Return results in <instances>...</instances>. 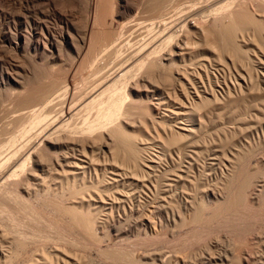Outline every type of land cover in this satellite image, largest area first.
I'll list each match as a JSON object with an SVG mask.
<instances>
[{"label": "rangeland", "instance_id": "obj_1", "mask_svg": "<svg viewBox=\"0 0 264 264\" xmlns=\"http://www.w3.org/2000/svg\"><path fill=\"white\" fill-rule=\"evenodd\" d=\"M96 1L97 0H0V80L3 79V82H1L0 84V150H3L2 152H4L7 148V144H5V142L7 143L8 140H10L12 137H15V136L19 139H22L20 138V136H23L24 129L26 127L27 128L29 127V124H28L29 121H27L26 119L24 120V118L19 115L21 113L20 107L25 106L26 103H28L34 97L38 89L42 87L50 86L54 82L57 83L59 80L60 82L65 81V82H68L73 92L74 91L78 92V93L76 92L77 94L76 93L74 94V98L78 99V97L80 98L84 95L83 93L86 94L87 93L86 91L91 90L92 87L95 86L96 81L97 83H99L98 80L101 81L104 73H106L105 75H108V73L109 75L113 74L114 71H112L111 69L115 68L116 66L119 67L122 63V60L123 61L126 60V57L128 59L130 57L131 51H133L132 53L134 54V52H137L141 48V44L143 46V43L147 41V39L149 41L150 38L153 40L154 39L153 37L159 36L160 30L158 31L157 28L156 30L150 26L151 20H154L152 19L153 15L149 13L148 11H146L147 8L144 9L145 6L142 5L143 3L147 2L146 0H130V2L135 5L134 7L135 11L134 13H132V15L129 16L130 18H128V21H130L131 19L132 22L129 23V27L127 26L128 28L125 27L127 31H125V28L122 27L125 20L123 22L119 21V19L121 20V17H119L117 11L114 13L113 17L112 15H109L107 17L108 19L106 18V24H107L106 26L103 25L102 27L101 25L96 24L94 27L92 20L91 21L88 20V16L90 14H93V12H95L94 2ZM179 1L180 0L174 1V3L178 4V6H181L182 4L183 6H186L187 4L191 5V6L188 5L187 8L184 7L186 11L193 9V7L195 8L197 4H198L197 6H199L200 4L206 3L205 5L207 6V8L210 10H213L214 8H217L220 5H224L225 3L230 2V0H222V2L225 1V3L224 2L222 3L220 1L217 4L215 0H209V4H208L207 0H204L205 3L202 2L203 0L202 1L195 0V2L194 0H191V1L189 0L190 3L188 0L187 2L186 0H183V1L181 0L180 2ZM192 2L196 4H193ZM257 4L258 5L260 4V5L257 7L258 14H255L256 16L254 14L252 16V13H250L251 11H248L249 12L248 13L247 9L244 10L243 8L244 12L246 11V13L244 14L242 12L245 16H242L243 23L241 25L243 26L245 23L244 25L245 27L241 26V29H239L240 32L237 33L238 34L237 41L238 42L241 41L240 43L242 44L244 43L248 45V46H244L243 50H240V52L239 50L238 52L236 50L238 55L235 52V54L237 55L236 57L238 59L239 58L243 59L242 56L244 57L243 59L244 61H242L243 63L240 62L241 61L240 59L237 60L240 63L237 62L236 61L237 58L234 57L233 53H232L233 54L232 58H235L234 60L236 62L234 61L235 63L234 62L232 63L233 60H231L232 58L229 57L231 55V52L229 51L225 52V50L220 49V52H222L220 53L219 47L216 48V50L218 49L217 51L220 54L217 51H216L217 53L215 52L217 55L219 54L221 56L220 57L218 55L219 56L218 57L212 51L214 49L209 48V46L206 45L207 43L204 37L200 38L199 35L194 34L195 35L194 36L191 34L192 35L191 37H193L192 40L195 39L194 42L192 43L195 44L199 42V45L198 44L197 46H195L196 44L194 45L195 50L205 51L206 53L204 57L200 58L201 62L199 61L197 62L196 60L195 61L196 63L193 65L189 64V61H186V63L180 62L184 67L181 66L179 62H176L178 63V66L176 65V63H173L170 68L169 67L160 68V69L153 68L151 70L145 71L146 73L143 71V73L141 74L139 71L134 70V72L136 73L139 72L140 77L137 76L133 71L128 74L127 76L128 80L126 79L127 85H125V87L126 86L127 87L125 90L131 91V92H129L128 94L130 96H127L128 102L126 101L127 102L126 108L128 107L127 108L128 112L127 114L124 115L126 117L127 122L125 123V121L123 120L125 118L124 117L122 118V121L124 122L126 127L128 126V130H127L126 135H124L123 133H116V136H114L115 132L112 133V136H114L116 138L115 140H117L114 143L115 145L113 146L114 148H108L107 146L108 138L106 136H104L105 139L104 137L101 139L102 141L101 140L98 141L100 138L96 139L98 146L96 145L97 150L95 151L96 153H98L96 154V158L98 155V158L100 159L99 162H98V158L95 160L92 159V158H95L93 156L95 153L93 152L94 154H91L92 153L91 150L90 151L87 150L86 153L88 154V156L86 155V153L83 154L84 152L80 154L79 152H82V150L77 149V148L73 150L74 153L72 150L69 151L71 152V154L78 155V156H75L77 159H79L81 156L82 158H85V159L81 158L82 160L87 161L91 157V159L94 161V163L91 162L92 161L91 159H90L91 161L90 160L87 161L88 163L90 162V164L87 163L89 167L88 169L87 168L84 169L85 174H82L81 173L82 170L79 169L77 173V177H78L77 180H74L75 178H73L72 176L63 178L62 176L63 170L60 168V166L56 164V162L50 156L46 155L47 158L45 160H47V162L44 160L45 162L43 161L41 168L37 170V173L39 172H41L42 174L44 173L42 175L44 178L40 176L41 175L40 173V175L36 174L35 178H32V180H30L29 183L30 184L32 183L31 186H29V183H28V187L30 188V191H29L30 194H25V193L22 194V191L21 193L19 191H13V193L10 194V197L4 199L2 201L3 203L0 204L2 206V207L0 206V228L4 227L3 231L0 230V241L1 242L5 241L4 243L0 242L1 243L0 244V264H79V262H77L78 260L81 262V264H153L150 261V259H142V256H144V253L146 255V252L149 253L150 250H151V253H154V254H158L159 252L162 251L164 255L171 254L173 256V259L177 258L181 260V258L183 259L184 257L189 256L191 254L199 253L200 255H204V254L208 255V252L218 253V251L223 252L226 250L233 249L236 253L235 252L233 253V258L231 262L222 263L218 261L217 264H224V263L225 264H240V262H236L239 260L235 258H238V255L240 254L242 255L241 252L243 253L247 252V254H249L254 259L255 262L258 260H262V259L264 260V240H263L264 239V175H263L264 174V91H261V93H258L259 91L258 92L256 91L258 89L256 87L253 88L251 86L252 90L254 89V91L250 93V95L248 96L249 98L246 97L244 101L242 100L237 101L234 104H232V106L227 104V102L223 103L220 101L218 102V104L217 103L214 104V102L213 104L212 103H210V105L208 104V106H210L209 108H211V104H212V112H213L212 114L211 109L207 108L208 106L206 107L207 108L206 111L209 112L210 110L209 113L211 114V115L209 114V119L207 120L208 123L206 122V124H209L206 127L208 131H206L207 129H205V131L203 130L202 132H199L196 138L198 137V135L200 134L201 135L198 137V140L195 138L197 141L196 140L190 141L188 139H183V138L180 140L179 138L180 144H177L179 143L178 141L177 143L176 141H174L175 142L174 144L173 143L166 144L167 146L169 145L168 147H166V151H165V154H166L165 157L167 159H164L160 163L161 165L159 169L157 170L158 172L156 171V165L158 162L156 155L161 152L160 146L163 147L164 146L163 143L170 142L169 135L171 134V131H172L171 126L173 124L172 119L174 117V113L172 111H174L177 102H185V103L187 102L188 104L190 101H192L191 99L193 98H194L193 100L199 99V97L194 93V88H198L200 92L204 93V95H207L208 97L210 96L212 97V95L210 94L208 90L211 89L209 88L210 86H213L215 87V89L214 88L213 89L216 91L217 95L223 101L224 96H226L228 87H231L234 89V87H237L239 83L241 86L242 85L248 86V85H252L256 83L254 84V86L257 85L258 88L260 87L258 86L257 81L255 82L249 81L248 76L250 77L251 75L249 73L246 74V71H247L246 69H249V68H250L249 70L251 74H254V75L257 74L258 73L256 72L258 71L257 67H253V66H256L255 59L257 60L258 57H260L259 59H261L262 57L264 58V52H263L264 48L262 49V51H260L261 48L264 47L263 45L264 44V39H263L264 38V27H263L264 22L261 21V20H264V13H263L264 12V0H257ZM183 6L180 7L182 10H184ZM124 13H125V10H124ZM249 14L252 16V18L249 17L250 16ZM254 16L256 18H254ZM246 17H249V20ZM134 19L135 20L137 19V20L135 21ZM252 21H253V24H252ZM86 22L87 24L90 22L89 27L91 28V30H92V27L95 29L94 35L97 34L96 38L92 41L93 42V44H91L92 46L89 44L91 48L93 46L95 47V48H92V51H96V49L99 50L98 48L103 46L102 44L104 43V41L102 40L104 39L105 36H108V33L109 34L111 33L109 36H114L113 33L121 34L119 38V42L118 41H117L118 43L116 42L117 45H115V47H113V44H110L108 45L109 47L107 46L108 49L107 47L105 48V50H108V52L105 51L104 49L103 50L105 51V53L103 52V50H101L102 52L101 51L99 52V55L96 58V61L99 63H96V64H92L90 62L89 57L87 56L84 57V55H82L81 58L77 56L79 53L77 51H80L79 49L83 45L82 29ZM254 23H256V25H254ZM259 23L261 26L258 25ZM135 24L136 26L134 27ZM229 26H231V23H229L228 27ZM243 28L244 30H242ZM256 28L259 30H256ZM122 30H124L125 33ZM212 31H214L213 28L211 29V32ZM105 32L107 33V35L105 34ZM213 33H218V32H213ZM259 34L261 35V37H263V38H260L262 42H260L261 40L256 37ZM50 35L54 37L56 48L51 49L50 47H47L45 52L42 51L43 52L42 53L41 51H36L34 46L31 45V42H30L31 39H34V41H36V39H38L40 36L39 39L45 42L47 41L46 38H49ZM72 36H74L73 37L74 39L70 38ZM89 36L90 35L87 36V43L89 42ZM254 36L256 37L258 41L260 40L257 45L261 43L260 45H262V47L260 45H259V48L258 46H256L255 43H257V40L255 41ZM191 37H190V40H188L190 43L192 41ZM78 39L80 40L78 41ZM202 39L205 41L206 47ZM26 40L28 41V43ZM74 41L79 42V43H76V42L74 43ZM217 43H218V40H217ZM121 44H122V47H120ZM124 44H125V47H123ZM76 45L79 47V49L77 48ZM116 46L118 47V50ZM110 47H112L113 49L111 48V50H109ZM58 48H60L61 50ZM91 48H85L83 51V54L85 53L87 54L88 51H91L89 50ZM58 51H61L59 52L60 54H58ZM109 51H111V53ZM165 53L167 52L165 51ZM256 53L258 54V57ZM118 55L119 56L122 55V56L119 57ZM109 57H111L110 58L111 60L113 58L115 60L117 58H120V59H117L116 61L113 60L114 61L113 63L111 60H108ZM209 57H210V60H209ZM80 59H83L84 61ZM76 60L77 62H74ZM208 61L212 63L210 64V62ZM227 61L230 65L229 67L227 65ZM116 62L117 63L119 62L120 65L119 63L117 64ZM202 62L204 64L206 63L205 64L206 66L208 65L206 68L210 67L206 69L207 72L209 71L208 73L211 74L210 76L214 78V76L217 73L218 75L216 76L219 80H221V82L217 84V82L213 83V81L212 82L209 81L210 83H208V80H206L208 78H206V74H205L203 76L205 77L203 78L204 81L202 82L199 81V83H197L195 87H191L193 86V84L190 85L188 83V80H185L184 78L180 79V76L183 75V72H181L180 68L181 69L187 68L188 65H189L188 66V72H189L188 76L193 77L195 74L194 71H197L198 68H199V72L200 71L202 73L203 71L205 72L204 68H201V66H199V64H201ZM106 63L108 65H106ZM112 63L114 65H111ZM98 64H100L101 66L102 65L104 66V68L100 72L97 73L98 75H94L99 79L95 78L92 74L95 72L94 70H96ZM234 64L236 67L234 66ZM89 65L91 66L93 65V68H92L93 70L91 69V66ZM108 66L110 67L108 68ZM194 66L197 68L195 69ZM105 68L106 69L108 68L110 71L108 69L106 70ZM177 68L178 70H180V72L177 70ZM103 70L105 72H102ZM190 70L192 71V73L190 72ZM251 70L253 71L251 72ZM242 74L244 75L245 79L244 77L241 76ZM8 76L10 78H7ZM167 76H171L169 77L171 78V80L169 78H166ZM184 76H186V74ZM164 77L166 79H164ZM255 77H257V75H255ZM66 78H68V80ZM94 79H97V80H94ZM168 79L170 81H167ZM178 79L180 81L181 80L184 81V82L182 81V84L185 83V86H186V87L184 86L185 89L189 88L188 92L190 91V93L188 95L186 94L187 90H184L181 87L182 84H180L181 82H179ZM224 79H226L227 85L225 84ZM231 80L233 81V83ZM236 80L237 82L239 81L238 84ZM244 80H246V82ZM136 81L138 82V86L139 85L141 86L139 87L135 86V84H137ZM202 83H204L205 86ZM22 85H25L26 89L28 88V90L24 91L25 89L22 88ZM88 86H90L91 88L90 87L88 88ZM202 89H204L205 92H203ZM187 97L189 98L190 101L187 100L188 99ZM102 98L105 99L104 95L102 96ZM102 98L98 99L97 102L100 103L102 101ZM152 103L156 105L155 106L156 108L152 107L154 106ZM234 108L236 109L234 110ZM94 109H90V112L92 114L94 113L92 112ZM82 112L77 118L78 122L82 121L83 118H88V116L92 115L90 114L89 110H84V112L83 113ZM159 119L161 120L165 119V120L161 121ZM221 128L223 130L226 129L225 130L226 134L225 132H223V130H221ZM229 129L232 131H230ZM37 132L39 133V131L37 130L36 132H33V133H37ZM117 134L121 135V137L118 136L119 139H117ZM231 135H232V139L230 137ZM202 136L204 139L202 138ZM214 137H215V140H218L219 142L217 141L216 143V141L214 140ZM228 137L230 139H227ZM120 138L123 140H127V141L122 142ZM199 138L203 141H205L206 139L205 142L208 145L204 144L205 142L203 143V141H201ZM212 139L215 142L212 141ZM199 140L201 144L203 143L202 145L199 144ZM196 142L198 143L196 144ZM226 142L227 143L229 142L230 144L228 145ZM161 143L163 145H161ZM220 143L222 145H220ZM242 143L244 144L246 143L245 146L243 144L240 146L241 148L239 147L237 149L238 151H240V154L244 153L245 155L247 154L248 156H244L243 157L244 159L242 158L241 160L235 161V163L239 162V164L238 163H236V165L234 164L235 166L238 165L237 167H238L239 172H238L237 178L235 179V183L233 182L231 186L228 187L229 188L228 189L227 187L224 186L226 184L224 180H222L223 182L220 181L221 180L220 172H221V168L223 167L222 166L223 163L220 166H219V163L222 159L223 160L225 159L223 156V153L227 152L229 154V151H231V149L234 146L238 147V145ZM251 143L253 144L252 146H251ZM124 145L125 147L127 145H128L127 147L129 146L133 147V145H137L138 147L143 148L144 154L146 156L150 155L153 157L152 158L153 162L152 164H150L153 167H151L150 165L149 167L148 166L149 163L145 164L146 162H143L144 164L142 163V164H139L138 166L136 165V169L142 165L140 169L136 170L135 168H132V167H135V165L133 166V163L128 161L127 155L122 154L123 151L125 153ZM222 146H223V149H221ZM115 147L117 149H115ZM250 147H251V150H249ZM252 147H254L255 151L253 150ZM119 148L120 149L123 148L121 149L123 151L120 152ZM195 148L198 150V152ZM242 148H243V151L241 152ZM102 149H104L105 151H103ZM109 149L111 151L114 149V152L118 150L120 153L117 151L119 154L117 152L115 153L113 152V154H110L111 151ZM191 149H193L194 151ZM169 151H171L172 155H175V156H172L171 152ZM176 151L178 152L177 154H176ZM168 152L170 154H168ZM184 152L187 153L188 155L186 154L185 156ZM189 153H191V155L193 154L192 155L193 157L195 156L196 157L193 158L191 155L189 156ZM197 153H200V154L203 153L202 155H200V159ZM121 156H123L122 159H121ZM214 156L217 157L218 159L215 158ZM115 159L118 160L117 161L118 163L115 162L116 161ZM119 159H121L122 161ZM175 159H178V160H175ZM195 159H196V162H195ZM166 160L168 162H166ZM223 160L222 162H224ZM95 161L97 162L96 164H95ZM119 163H122V165ZM125 163L128 164L126 165L128 167L125 166ZM178 163H179V166H178ZM224 163H227L225 165L229 164V162L226 160ZM187 164L191 165L189 166V168L192 167L190 168L191 171L188 169ZM130 165L132 166L131 169H134V172L130 170ZM197 165L199 166L200 169L198 168ZM56 167L57 169L58 168L59 169L57 170ZM93 167L95 168L93 169ZM53 168L56 169V171L58 172L56 173V171ZM90 168L93 170H91ZM144 168L145 170H142ZM183 168L184 169L186 168V171L185 170L183 171ZM50 169L52 171H50ZM96 169H99V170L96 171ZM161 169L164 172H162ZM139 170H142V171L140 172ZM175 170L177 174L180 173L179 176L176 174ZM135 171L140 172V173L142 172L145 173L143 177H145L146 179L142 178L143 174H140V173H138L140 176L139 177L136 174L137 172ZM187 171L189 172V174L190 172L194 173L197 177L194 176V174L193 175L187 174ZM89 172H92V173H89ZM154 172L160 173L159 175L160 177L159 176L155 177L154 175H152V173L154 174ZM134 173L136 177L133 176ZM146 173H149V174H146ZM163 173H165L166 175L165 174L163 175ZM88 174L91 180H89ZM185 174L188 175L187 176L188 179ZM198 174L202 175L200 179H199ZM149 175L151 178L149 177ZM97 176L99 180L98 178H96ZM105 176L109 179H107ZM163 176L165 179L163 178ZM175 176L176 178H174ZM141 178L144 180H142ZM154 178H156L157 181H155ZM189 179L193 180V182L190 180L192 184L189 181ZM117 180L119 181V183ZM167 180H169L170 183ZM165 181L168 182V184L165 183ZM250 181L252 182L251 186L249 183ZM172 182L174 183L172 184ZM83 183L84 185L85 184L89 185L87 186L88 188H85V189L82 188ZM145 183L147 184L144 186ZM183 183H186V184H183ZM197 183H199L200 185H198ZM221 183L223 187L218 186V185H221ZM169 184L173 187H171ZM176 184H178V186ZM202 184L203 186L207 185L205 188V191H204L205 186L202 187ZM73 185H75L76 188ZM190 185H191V189H190ZM193 185L194 186L196 185V186L194 187ZM216 185L218 186V188L215 187ZM161 187L163 188L161 189ZM211 187L212 188L214 187V188L212 189ZM239 187L241 189H239ZM181 188L182 189L185 188V190L186 189L187 190L186 191L180 190ZM215 188L217 189L222 188L223 189L222 191H224L225 194H228V197L226 199L227 201H225V203L223 204H216L217 207L215 205L212 206V204L211 205L204 204L205 195L211 194V192L215 190ZM252 188H255V189L259 188V190L257 189L258 191L262 190V198L260 200L261 204L260 203L253 204L251 200L248 198L249 196L248 190ZM167 189L170 191H168ZM69 191L71 192V194ZM78 192H79V195L76 194ZM17 193H19V195L21 194L22 196L21 195L19 196ZM74 193L76 196L73 197L72 194ZM190 193L192 196H189ZM185 196L189 197L192 201H194L196 198H198L199 200L198 201L196 199L194 202H196L198 211L201 214H199L198 212L197 214L198 216L196 215L198 218L195 216V218L193 219L194 221L188 220V217H185L186 219L184 221L183 217L185 216L184 215L186 211L185 207L187 206L186 203L189 199L187 197L185 198ZM8 199L10 203L8 202ZM185 199H187V201ZM190 199L189 201L191 202ZM221 199L223 200V198ZM66 201L68 204H66ZM78 203H79V206H78ZM3 204L5 207L3 206ZM71 204H76V205L74 206ZM174 204L176 205V207L177 206L178 207L175 208ZM71 206H73L74 209ZM203 206L204 208H202ZM209 206H211V208ZM176 209H179V210L176 211ZM69 210L70 211L73 210V211L70 212ZM77 210L78 212L74 213V211H77ZM82 210L85 212L89 211V215L92 217V219L94 218L96 221L95 225L94 224L88 225V223H84V220L82 219L83 214L82 213L80 214L79 212ZM178 213L180 215H178ZM77 217H78V220H77ZM173 217L177 221L174 222ZM81 222L84 223L86 226L87 225L88 226L87 227L83 226L84 224H82ZM87 228H88V231H87ZM89 229H91L92 231L91 230L89 231ZM5 230L7 231L4 232ZM4 233H7V235H4ZM3 236L4 237L8 236V237L4 238ZM229 244L233 246V248ZM46 253L48 254L45 255ZM36 257L37 259L39 258L40 260H37ZM46 258H48L49 260ZM149 261L150 263H148ZM169 264H174V263H169ZM180 264H182V262H180Z\"/></svg>", "mask_w": 264, "mask_h": 264}, {"label": "bare ground", "instance_id": "obj_2", "mask_svg": "<svg viewBox=\"0 0 264 264\" xmlns=\"http://www.w3.org/2000/svg\"><path fill=\"white\" fill-rule=\"evenodd\" d=\"M147 2H145V3H143L142 5H144L145 7H144V9L145 8H147L146 9V11H148L149 13H151L152 15H153V17H152V19H154V20H151V22H150V26L152 27V28H154V29H158V31L160 32V34H159V36H157V37H153L154 39L152 40L151 38H150V40L148 41V39H147V41H145V39H144V43H143V46H142V44H141V48L138 50L137 48V52H134V54L132 53L133 51H131V53H130V57L127 59V57H126V60L125 61H123L122 60V63H121V65H120V61L118 62L119 63V67L118 66H116L115 68H113V69H111L112 71H114V73L113 74H111V75H109V73H108V71H107V73H108V75H105L106 73H102V72H105L104 70L106 69H104L101 73L103 74V76H102V79H101V77H100V79H101V81H99L98 80V82L99 83H97V81L95 82V86H93L92 87V89L91 90H89V89H87V90H89V91H86L87 93L85 94V93H83L84 95L82 96V97H78V99L77 98H74V94L77 92H73V90H72V88L69 86V84H68V82H65V81H62V82H60V80L56 83V82H54L53 84H51L50 86H47V87H42V88H40V89H38V91H36V94L34 95V97L28 102V103H26V105L25 106H21L19 109L21 110V113L19 114L21 117H23L24 118V120L26 119L27 121H29V127L27 128H25L24 129V131H23V136H20V138H22V139H19V138H17L16 136L15 137H10L11 139L10 140H8V142L6 143L5 142V144H7V148H6V150L4 151V152H2L3 150H0V204H2L3 202V200L4 199H6V198H8V197H10V194L11 193H13V191H19L20 193H21V191H22V194L23 193H25V194H30L29 193V191H30V188L28 187V183L30 182V180H32V178H35V176H36V174L38 175H40V173L41 172H39V173H37V170L39 169V168H41V166H42V164H43V161L47 158V156H50L55 162H56V164L58 165V166H60V168L63 170L62 171V176H63V178L64 177H70V176H72L73 178H75L74 180H77L78 179V177H77V173H78V170L79 169H81L82 170V174H85V171H84V169L85 168H87L88 169V167H89V165L88 164H90V162L88 163L87 161H89L90 159H91V157H90V159L89 160H82V159H85V158H82L80 155V158L79 159H77L75 156H78V155H76V154H71V152H69L70 150H75L76 148L77 149H80V150H82V152H79L80 154L81 153H83V154H85L86 152H87V150H91L92 151V153L91 154H94L93 156L95 157V158H92L93 160H95V159H97L98 158V155H97V158H96V154H98V153H96V151L95 150H97L96 149V147L98 146V143L96 142L97 140L96 139H98V138H100L98 141H100L104 136H106L108 139V141L107 140H105V141H107V146H108V148H114L113 146H115L114 145V143L117 141V140H115L116 138L114 137V136H116V133H123L124 135H126L127 134V130H128V126L126 127V125L124 124V122L122 121V118L124 117L125 119H123L124 121H125V123L127 122L126 121V117L124 116L125 114H127V112H128V107L126 108V103L128 102L127 100H128V98H127V96H130V95H128L129 94V92H131V91H126L125 89H126V87H125V85H127V81H126V79L128 80V78H127V76H128V74L130 73V72H134V70H136V71H139L140 72V74L141 73H143V71L145 72V71H148V70H151V69H153V68H167V67H171V65L173 64V63H176V62H179V64L181 65V66H183L180 62H185L186 63V61H189V64H195L196 62V60H197V62L199 61V62H201L200 61V58L201 57H204L205 55H206V53H205V51H200V50H195V46H197V44L199 45V42H197V43H192V42H194V40H192V38L193 37H191L192 35H199L200 36V38L202 37H204L205 38V40H206V43H205V41L203 42L204 43V45L206 44V45H208L209 46V48H212V49H214V50H212L213 52H214V54H216L218 51V49L216 50V48H218L219 47V52H220V49L221 50H225V52H227V51H229V52H231V55L229 56V57H233V54H234V57H236L237 55H238V50H239V52H240V50H243V47L244 46H248L247 44H242V43H240V42H238L237 41V39H238V37H237V33H239L240 32V30L239 29H241V24L243 23L242 22V16H245L244 14L246 13V11L244 12V10L245 9H247V12L248 11H251L250 13H252V16H253V14L255 15V14H258L257 12V7L260 5H258L257 4V0H230V2H227V3H225V1H223L225 4L224 5H220L219 7H217V8H214L213 10H210V9H208L207 8V6L205 5L206 3H205V1L203 0H201L203 3H205V4H200L199 6H197L196 5V7L194 8L193 7V9H191L190 7V9L191 10H188V11H186L185 9H184V7L185 8H187V6L188 5H190V4H187L186 2H187V0H186V6H183V4L181 5V6H183V9L184 10H182L180 7L181 6H178V4H176V3H174V1H177V0H146ZM181 1V0H180ZM179 1V2H180ZM183 1V0H182ZM189 1V0H188ZM191 1V0H190ZM190 1H189V3H190ZM201 1H200V3H201ZM208 1V2H207ZM206 2L209 4V0H207ZM216 1V3L218 4L220 1L222 2V0H215ZM215 1H213V2H215ZM194 2H195V0H194ZM194 2H192L193 4H196V3H194ZM199 2V1H198ZM212 2V1H211ZM222 2V3H223ZM174 3V4H173ZM182 3V2H181ZM180 3V4H181ZM221 3V4H222ZM261 3V2H260ZM193 4H192V6H193ZM214 5H216V4H214ZM191 6V5H190ZM195 6V5H194ZM206 6V7H205ZM135 5L133 4V3H131L130 2V0H101V2H100V0H97L96 2H94V10H95V12H93V14H90L89 16H88V20L89 21H91L92 20V23L94 24V27H95V25L97 24V25H101L102 27H103V25L104 26H106L107 24H106V18L109 16V15H112V17H113V15H114V13L117 11V13H118V15H119V17H121V20L119 19V21H124V23H123V25H122V27H129V23L130 22H132L131 21V19H130V21H128V18H130L129 16L130 15H132V13H134V11H135ZM212 7H213V5H212ZM215 7V6H214ZM125 8V9H124ZM210 8V7H209ZM243 8H244V10H243ZM125 10V13H124V10ZM244 14H243V13ZM260 12V11H259ZM208 13V14H207ZM249 13V12H248ZM264 13V12H263ZM250 15V14H249ZM151 16V15H150ZM247 16H248V14H247ZM252 16L250 15L249 17H251L252 18ZM256 16V15H255ZM254 16V18H256ZM249 17H246L248 20H249ZM115 18V17H114ZM253 18V19H254ZM68 19V18H67ZM108 19V18H107ZM138 19V18H137ZM136 19V20H137ZM151 19V18H150ZM260 19V18H259ZM118 20V19H117ZM135 20V19H134ZM133 20V21H134ZM135 20V21H136ZM252 20V19H251ZM250 20V21H251ZM254 21V20H253ZM253 21H252V24H253ZM261 21H263L264 22V20H261ZM140 22V21H139ZM145 22V21H144ZM147 22V21H146ZM245 22V21H244ZM256 22V21H255ZM258 22V21H257ZM67 23V22H66ZM90 23V22H89ZM89 23L87 24V22L84 24V27H83V29H82V32H83V34L82 33H80V34H82L83 35V37H82V41H83V45H82V47L79 49V47L77 46V48L80 50V51H77V52H79L78 53V57L79 58H81L82 57V55H84V57L85 56H87V57H89V59H90V62L92 63V64H96V63H99V62H97L96 61V58L98 57V55H99V52L101 51V50H105V48L108 46V45H110V44H113V47H115V45H117V43L119 42V38H120V36H121V34L120 33H113L114 34V36H109L110 34L108 33V36H105L104 37V39L102 40V39H100V40H102V41H104V43L101 45L102 47H100V48H98L99 50H97L96 49V51H92V48H95L94 46L91 48V44H93V40L96 38V35L97 34H95L94 35V33H95V29L92 27V30H91V28L89 27ZM134 23V22H133ZM138 23V22H137ZM229 23H231V26H229L228 27V25H229ZM87 24V25H86ZM92 24V25H93ZM263 24V23H262ZM48 25V24H47ZM91 25V26H92ZM244 25H245V23H244ZM243 25V26H244ZM254 25H256V23H254ZM258 25H260V23L258 24ZM133 26V25H132ZM136 26V24L134 25V27ZM242 26V27H243ZM261 26V25H260ZM127 27V28H128ZM142 27H144V26H142ZM245 27V26H244ZM250 27V26H249ZM254 27V26H253ZM253 27H252V29H253ZM264 27V26H263ZM123 28V29H124ZM132 28V27H131ZM213 28L214 29V31H212L211 32V29ZM251 28V27H250ZM122 29V28H121ZM120 29V30H121ZM141 29V28H140ZM149 29V28H148ZM156 29V30H157ZM259 29H260V27H259ZM259 29H257L256 28V30H259ZM9 30V29H8ZM81 30V29H80ZM111 30V29H110ZM115 30V29H114ZM113 30V31H114ZM153 30V29H152ZM242 30H244V28L242 29ZM70 31V30H69ZM122 31H124V30H122ZM125 31H127L126 30V28H125ZM125 31H124V33H125ZM157 31V32H158ZM253 31V30H252ZM255 31V30H254ZM12 32V31H11ZM107 32V31H106ZM105 32V34L107 35V33ZM156 32V31H155ZM213 32H218V33H213ZM96 33H97V31H96ZM123 33V32H122ZM42 34V33H41ZM112 34V35H113ZM116 34V35H115ZM136 34V33H135ZM192 34V35H191ZM216 36H215V35ZM254 34V33H253ZM52 35H53V33H52ZM88 35H90L89 36V42L87 43V36ZM99 35V34H98ZM194 35V36H195ZM255 35H256V33H255ZM263 35V34H262ZM57 36V35H56ZM56 36H55V38H56ZM80 36V35H79ZM154 36H155V34H154ZM16 37V36H15ZM37 37V36H36ZM35 37V38H36ZM74 36H72V37H70V38H72V39H74L73 38ZM190 37H191V43L188 41V40H190ZM237 37V38H236ZM255 37V36H254ZM257 38H263V37H261V35L259 34V35H257L256 36ZM256 37H255V41L257 40L256 39ZM29 38V37H28ZM39 38H40V36H39ZM36 39V41H34V39H29L30 40V42H31V45H33L34 46V48H35V50L36 51H43V52H45V50H46V48L47 47H50L51 49H53V48H56V45H55V41H54V37L53 36H49V38H46L47 39V41H42V40H40V39ZM58 38V37H57ZM59 39V38H58ZM128 39V38H127ZM264 39V38H263ZM16 40V39H15ZM61 40V39H60ZM80 39H78V41H79ZM99 40V39H98ZM125 40V39H124ZM199 40V39H198ZM197 40V41H198ZM217 40H218V43H217ZM261 40V39H260ZM259 40V41H260ZM18 41V40H17ZM27 41V40H26ZM56 41H57V39H56ZM72 41V40H71ZM97 41V40H96ZM118 41V42H117ZM200 41V40H199ZM259 41L257 40V43H255L256 44V46H258V48H259V45L261 44H259V45H257L258 43H259ZM76 41H74V43H75ZM117 42V43H116ZM121 42H122V40H121ZM196 42V41H195ZM260 42H262V40L260 41ZM18 43V42H17ZM27 43H28V41H27ZM56 43H58V42H56ZM76 43H79V42H76ZM124 43V42H123ZM201 43V42H200ZM220 43H221V45H220ZM3 44V43H2ZM60 44H61V42H60ZM91 46H90V45ZM98 44V43H97ZM96 44V45H97ZM202 44V43H201ZM48 45V46H47ZM75 45V44H74ZM78 45H80V44H78ZM137 45V44H136ZM195 45V46H194ZM203 45V44H202ZM201 45V46H202ZM206 45H205V47H206ZM264 45V44H263ZM75 46V47H76ZM90 46V47H89ZM207 46V47H208ZM261 47H262V45H260ZM59 47V46H58ZM109 47V46H108ZM108 47H107V49H108ZM117 47V46H116ZM120 47H122V44H121V46ZM123 47H125V44H124V46ZM133 47V46H132ZM85 48H91V49H89V50H91V51H88V53L86 54H83V51H84V49ZM111 48L112 47H110L109 48V50H111ZM198 48H200V47H198ZM264 47H262L261 48V50L260 51H262V49H263ZM58 49H60V48H58ZM113 49V48H112ZM206 49V48H205ZM61 50V49H60ZM77 50V49H76ZM103 50V52L105 53V51H107L108 52V50H105L104 51ZM116 50V49H115ZM117 50H118V47H117ZM116 50V51H117ZM122 50V49H121ZM236 50H237V52H236ZM257 50V49H256ZM255 50V51H256ZM259 50V49H258ZM49 51H50V49H49ZM114 51V50H113ZM115 51V52H116ZM165 51L167 52V53H165ZM217 51V52H216ZM246 51V50H245ZM42 52V53H43ZM54 52V51H53ZM59 52H61V51H58V54H60ZM102 52V51H101ZM110 53H111V51H109ZM127 52V51H126ZM205 54H204V53ZM216 52V53H215ZM218 52V53H219ZM224 52V53H225ZM235 52H236V54H235ZM264 52V51H263ZM113 53V52H112ZM220 53H222V52H220ZM219 53V54H220ZM233 53V54H232ZM257 53H259V52H257ZM256 53V54H257ZM109 54V53H108ZM114 54H116V53H114ZM122 54V53H121ZM128 54V53H127ZM218 54V55H219ZM261 54V53H260ZM55 55V54H54ZM112 55V54H111ZM110 55V56H111ZM217 55V54H216ZM217 55V56H218ZM228 55H229V53H228ZM242 55H244V54H242ZM262 55V54H261ZM56 56V55H55ZM119 56V55H118ZM118 56H116V57H118ZM122 56V55H121ZM121 56H119V57H121ZM220 56V55H219ZM218 56V57H219ZM246 56V55H245ZM256 56V55H255ZM260 56V55H259ZM74 57V56H73ZM86 57V58H87ZM108 57V56H107ZM113 57V56H112ZM221 57V56H220ZM257 57H258V54H257ZM104 58V57H103ZM111 57H109V59L108 60H111L110 59ZM123 58V57H122ZM121 58V59H122ZM230 58V59H231ZM237 58V57H236ZM242 58L244 59V57L242 56ZM260 57H258V59H259ZM263 58V57H262ZM259 59V61H258V59L256 60L255 59V65L256 66H253V67H257V70L258 71H256V72H258L257 74H255V75H257V77H255V75L254 74H251L250 73V68L249 69H246L247 71H246V74L247 73H249L251 76L249 77L248 76V78H249V81H257V84H258V86H260L259 88L257 87V85H255L254 86V84H256V83H254V84H252L251 82V84L252 85H244V86H246V87H244L243 85L241 86L240 85V83H239V81L237 82V80H236V82H237V84L239 83V85L237 86V87H234V89L233 88H231V87H228L227 88V92H226V96H224V100L222 101V99H220V97L217 95V93H216V91L214 90L215 89V87H213V86H210L209 88H211V89H207L209 92H210V94L212 95V97L210 96V97H208L207 95H204V93H202V92H200V90L198 89V88H194V93L199 97V99L198 100H193V99H191L192 101H190L189 100V98L187 99V100H189L188 102V104H187V102L185 103V102H177L176 103V106H175V109H174V111H172L173 113H174V117H173V119H172V126H171V124H170V126H171V134L168 136L169 137V143H163L164 144V146L163 147H161L160 146V150H161V152L160 153H158L157 155H156V158L158 159V162H157V165H156V171L159 169V167H160V163L164 160V159H167L166 157H165V151H166V147H168L166 144H174L175 142L174 141H176V143H177V141L179 142V143H177V144H180V140L183 138V139H188V140H198V137L201 135H198V137L196 138V136H197V134H199V132H202L203 130L205 131V129H207L206 127L209 125V124H206V122H207V120L209 119V112H210V110L209 109H211V112H212V104H213V102H214V104L215 103H217L218 104V102L220 101V102H227V104H229V105H231L232 106V104H234L235 102H237V101H240V100H242V101H244V99L246 98V97H248L249 95H250V93H252L253 91H254V89L252 90V87L254 88V87H256L258 90H256V88H255V90L258 92V93H261V91H264V58L263 59ZM77 59V58H76ZM99 59V58H98ZM97 59V60H98ZM117 59H120V58H117ZM116 59V60H117ZM225 59V58H224ZM235 58H232L231 60H233L232 61V63L235 61L234 60ZM240 59V58H239ZM238 58L236 59V61L237 60H239ZM243 59H240L241 61L240 62H242V61H244ZM75 60V59H74ZM80 60H83V59H80ZM113 60H115L114 58L111 60L113 63H114V61ZM115 60V61H116ZM209 60H210V57H209ZM84 61V60H83ZM89 61V60H88ZM99 61V60H98ZM235 61V62H236ZM256 61H257V63H256ZM74 62H77V60L76 61H74ZM102 62V61H101ZM208 62H210V61H208ZM234 62V63H235ZM237 62H239V61H237ZM239 62V63H240ZM82 63V62H81ZM111 64V65H114V64ZM117 63V62H116ZM117 63V64H118ZM170 63V64H169ZM212 62H210V64H211ZM223 63V62H222ZM243 63V62H242ZM72 64V63H71ZM83 64V63H82ZM90 64V63H89ZM206 64V63H205ZM203 62L201 63V64H199V66H201V68H204V70H205V72L203 71V73L200 71L199 72V68H198V70L197 71H194L195 72V74H194V76L193 77H191V76H188V66H187V68H182V69H184V70H182L181 68H180V70H181V72H183V75L182 76H180V79L182 78H184L185 80H188V83L190 84V85H192L193 84V86H191V87H195V85L197 84V83H199V81H204V79L203 78H205V77H203L205 74H206V78H208V79H206V80H208V83H210V82H212L213 81V83L214 82H217V84L219 83V82H221V80H219L218 78H217V76L216 75H218L217 73H216V75L214 76V78L213 77H211L210 75L211 74H209L208 72H207V70L206 69H208V68H210V67H208V68H206L207 66L205 65ZM75 65V64H74ZM79 65H80V63H79ZM106 65H108L107 63H106ZM176 65L178 66V63H176ZM185 65V64H184ZM227 65H228V67L230 66L229 65V63H228V61H227ZM233 65V64H232ZM85 66V65H84ZM86 66H87V64H86ZM89 66H91V65H89ZM95 66V65H94ZM103 66V65H102ZM100 64H98V66H97V68H96V70H94L95 72V74L94 73H92L93 74V76L94 75H98L97 73L98 72H100L103 68H104V66L102 67ZM196 66V65H195ZM194 66V68L196 69L197 67H195ZM234 66H235V64H234ZM96 67V66H95ZM110 66H108V68H109ZM113 67V66H112ZM184 67V66H183ZM236 67V66H235ZM242 67V66H241ZM93 68V65L91 66V69ZM107 68V69H108ZM193 68V69H194ZM231 68V67H230ZM245 68V67H244ZM247 68V67H246ZM252 68V67H251ZM95 69V68H94ZM106 69V70H107ZM117 69V70H116ZM172 69V68H171ZM192 69V70H193ZM228 69V68H227ZM254 69H256V68H254ZM17 70V69H16ZM93 70V69H92ZM109 70V69H108ZM177 70H178V68H177ZM180 70H178L179 72H180ZM236 70V69H235ZM71 71V70H70ZM110 71V70H109ZM225 71V70H224ZM253 70H251V72H252ZM254 71V72H255ZM139 72L138 73H136V72H134L137 76H139ZM166 72V71H165ZM190 72L192 73V71L190 70ZM211 72V71H210ZM230 72H231V70H230ZM146 73V72H145ZM171 73V72H170ZM186 74V76H184L185 74ZM214 73V72H213ZM212 73V74H213ZM91 74V75H92ZM101 74V75H102ZM182 74V73H181ZM68 75V74H67ZM70 75V74H69ZM133 75V74H132ZM150 75V74H149ZM179 75V74H178ZM240 75V74H239ZM93 76H91V77H93ZM100 76V75H99ZM134 76V75H133ZM132 76V77H133ZM153 76V75H152ZM172 76V75H171ZM171 76H167L166 78H169V77H171ZM225 76V75H224ZM235 76V75H234ZM242 77H244V75L242 74L241 75ZM255 77V78H253V77ZM95 78H97L96 76H94ZM140 77V76H139ZM174 77V76H173ZM229 77H230V75H229ZM247 77V76H246ZM7 78H10L9 76L7 77ZM15 78V77H14ZM135 78V77H134ZM136 78H138V77H136ZM145 78V77H144ZM165 77H164V79H166ZM224 78V77H223ZM226 78V77H225ZM232 78V77H231ZM230 78V79H231ZM20 79V78H19ZM19 79H18V81H19ZM67 80H68V78H66ZM97 79H99V78H97ZM97 79H94V80H97ZM170 80H171V78H169ZM167 80V81H170V80ZM234 79H235V77H234ZM233 79V80H234ZM244 79H245V77H244ZM17 80V79H16ZM131 80V79H130ZM176 80H177V78H176ZM179 80V79H178ZM133 81V80H132ZM156 81V80H155ZM182 81L183 80H179V82H181L180 84H182ZM210 81V82H209ZM232 81V80H231ZM235 81V80H234ZM245 82H246V80H244ZM248 81V80H247ZM248 81V82H249ZM1 82H3V79H1L0 80V84H1ZM21 82V81H20ZM91 82H92V80H91ZM94 82V81H93ZM137 82V81H136ZM184 82V81H183ZM224 82H225V84L227 83L226 82V79H224ZM235 82V83H236ZM232 83H233V81H232ZM22 84V83H21ZM89 84V83H88ZM97 84V85H96ZM168 84V83H167ZM202 84H204V83H202ZM216 84V85H217ZM242 84V83H241ZM26 85V84H25ZM25 85H22V88H24L25 90L24 91H26V90H28V88L26 89V86ZM93 85V84H92ZM227 85V84H226ZM231 85V84H230ZM232 85H234V84H232ZM6 86V85H5ZM135 86H138V82H137V84H135ZM139 86H141V85H139ZM138 86V87H139ZM181 86V85H180ZM184 86H185V83L184 84H182V88L184 89V90H187V92H188V89H185L184 88ZM204 86H205V84H204ZM252 86V87H251ZM90 86H88V88H89ZM134 87V86H133ZM146 87V86H145ZM186 87V86H185ZM85 88H87V87H85ZM91 88V87H90ZM135 88V87H134ZM137 88V87H136ZM200 88V87H199ZM214 88V89H213ZM16 89V88H15ZM78 89H80V88H78ZM140 89V88H139ZM206 89V88H205ZM232 89H233V91H232ZM192 90V89H191ZM207 90H206V92H207ZM226 90V89H225ZM22 91V90H21ZM79 91V90H78ZM138 91H140V90H138ZM149 91V90H148ZM202 91L203 92H205L204 91V89H202ZM82 92V91H81ZM128 92V93H127ZM186 92V94L188 95L189 93H190V91L187 93ZM21 93V92H20ZM24 93V92H23ZM78 93V92H77ZM76 93V94H77ZM131 94V93H130ZM185 94V93H184ZM255 94V93H254ZM257 94V93H256ZM20 95V94H19ZM18 95V96H19ZM104 95V97H105V99L104 98H102V96ZM177 95V94H176ZM222 95V94H221ZM263 95V94H262ZM77 96H79V95H77ZM191 96V95H190ZM189 96V97H190ZM195 96V95H194ZM225 97H226V99H225ZM100 98H102V101L99 103V102H97L98 101V99H100ZM177 98V97H176ZM249 98V97H248ZM258 98V97H257ZM104 99V100H103ZM174 99V98H173ZM28 101V100H27ZM26 101V102H27ZM127 101V102H126ZM175 101V100H174ZM178 101H179V99H178ZM183 101H185V100H183ZM262 102V101H261ZM210 103H212L211 104V108H209L210 106H208V104L210 105ZM25 104V103H24ZM24 104H22V105H24ZM98 104V105H97ZM153 104V103H152ZM21 105V104H20ZM97 105V106H96ZM154 105V104H153ZM223 105V104H222ZM225 105H226V103H225ZM156 105H154V106H152V107H154V108H156L155 107ZM162 106V105H161ZM173 106V105H172ZM208 106V107H207ZM219 106H220V104H219ZM224 106V105H223ZM209 108L208 110H209V112H207L206 110H207V108ZM238 107V106H237ZM94 108H96V109H94ZM132 108V107H131ZM227 108V107H226ZM90 109H94L92 112H94L93 114L90 112ZM127 109V110H126ZM130 109V108H129ZM158 109V108H157ZM163 109V108H162ZM173 109V108H172ZM236 108H234V110H235ZM84 110H89V112H90V114H92V115H90V116H88V118H83V120L82 121H79L78 122V120H77V118L79 117V115H80V113L83 111L84 112ZM159 110V109H158ZM170 110V109H169ZM224 110V109H223ZM263 110V109H262ZM151 111V110H150ZM160 111H162V110H160ZM82 112V113H83ZM217 112H218V110H217ZM165 113H167V112H165ZM86 114V113H85ZM163 114V113H162ZM212 114H213V112H212ZM232 114V113H231ZM87 115V114H86ZM159 115V114H158ZM157 115V116H158ZM211 115V114H210ZM127 116V115H126ZM22 118V119H23ZM129 118V117H128ZM169 118V117H168ZM246 118V117H245ZM261 118V117H260ZM257 119H258V117H257ZM159 120H161V119H159ZM163 121L165 120V119H162ZM161 120V121H162ZM167 120V119H166ZM212 120H213V118H212ZM216 120V119H215ZM256 120V119H255ZM262 120V119H261ZM261 120H259V121H261ZM129 121V120H128ZM168 121V120H167ZM170 121V120H169ZM131 122V121H130ZM133 122V121H132ZM12 123V122H11ZM10 123V124H11ZM164 123H166V122H164ZM208 123V122H207ZM132 124V123H131ZM130 124V125H131ZM136 124V123H135ZM213 124V123H212ZM211 124V125H212ZM256 124V123H255ZM129 125V124H128ZM133 125V124H132ZM220 125V124H219ZM236 125V124H235ZM164 126V125H163ZM216 126V125H215ZM219 127V126H218ZM239 127V126H238ZM213 128V127H212ZM216 128V127H215ZM220 128V127H219ZM218 128V129H219ZM222 128H223V126H222ZM221 128V130H223ZM17 129V128H16ZM210 129V128H209ZM36 130L37 131H39V133L37 132V133H33V132H36ZM226 130V129H225ZM225 130H223V132H225ZM230 130V129H229ZM206 131H208V129L206 130ZM215 131V130H214ZM230 131H232V130H230ZM234 131H235V129H234ZM113 132H115V135L114 136H112V133ZM5 133V132H4ZM132 133V132H131ZM210 133V132H209ZM232 133V132H231ZM231 133H229V134H231ZM22 134V133H21ZM34 134V135H33ZM217 134H219V133H217ZM225 134H226V132H225ZM235 135V134H234ZM233 135V136H234ZM118 136H120L121 137V135H118L117 134V139H119L118 138ZM128 137V136H127ZM132 137V136H131ZM231 137V139H232V135L230 136ZM179 138H180V140H179ZM196 138V139H195ZM202 138H203V136H202ZM220 138V137H219ZM104 139H105V137H104ZM121 139V138H120ZM123 139H124V137H123ZM123 139H121L122 140V142L123 141H127V140H123ZM162 139H164V138H162ZM167 139V138H166ZM177 139V140H176ZM200 139V138H199ZM204 139V138H203ZM227 139H230L229 137L227 138ZM19 140H20V142H19ZM187 140V141H188ZM196 140V141H197ZM201 140V139H200ZM200 140H199V144H201V142H200ZM210 140V139H209ZM214 140H215V137H214ZM213 139H212V141H214ZM219 140H221V139H219ZM241 140H243V139H241ZM240 140V141H241ZM102 141V140H101ZM120 141V140H119ZM132 141V140H131ZM183 141V140H182ZM181 141V142H182ZM201 141H203V140H201ZM205 141H206V139H205ZM205 141H203V143L205 142ZM216 141V143H217V141L218 140H215ZM214 141V142H215ZM95 142H96V144H95ZM129 142V141H128ZM166 142H167V140H166ZM185 142V141H184ZM195 142V141H194ZM219 142V141H218ZM230 142V141H229ZM227 143L228 145L230 144V143ZM232 142H233V140H232ZM249 142H251V141H249ZM258 142H259V140H258ZM102 143V142H101ZM120 143V142H119ZM118 143V144H119ZM127 143V142H126ZM133 143V142H132ZM136 143V142H135ZM134 143V144H135ZM191 143H193V142H191ZM198 142H196V144H197ZM202 143V144H203ZM210 143H212V142H210ZM123 144H125V143H123ZM137 144V143H136ZM162 143H161V145H163ZM190 144V143H189ZM198 144V145H199ZM201 144V145H202ZM204 144H207L206 142L204 143ZM225 144V143H224ZM244 143H242V144H240V145H238V147L237 146H234L232 149H231V151H229V154L226 152V153H223V156H224V162H225V160L226 161H228L229 162V164L228 165H225V164H227V163H224V162H222V160L220 161V163H219V161H218V163H219V166L223 163V167L221 168V172H220V170H219V172H220V174H221V180L220 181H222V180H224V182L226 183L224 186L225 187H229V186H231V184L234 182L235 183V179L237 178V176H238V165L237 166H235L236 165V163H238L239 164V162H236L235 163V161L237 160H241L244 156H248L247 154L245 155L244 153V155L241 153L240 154V151H238V149L237 148H239L241 145H243ZM246 144V143H245ZM245 144H244V146H245ZM255 144H256V142H255ZM258 144V143H257ZM2 145V144H1ZM97 145V146H96ZM116 145H117V143H116ZM182 145V144H181ZM180 145V146H181ZM208 145V144H207ZM220 145H222L221 143H220ZM234 145V144H233ZM250 145V144H249ZM253 144L251 143V146H252ZM4 146V145H3ZM119 146V145H118ZM122 146V145H121ZM128 146V145H127ZM125 147V145H124V149H125V153H124V151L123 150H121V149H123V148H119L120 149V152L121 151H123V153L122 154H125V155H127V159H128V161H130L131 163H133V166L135 165V167H132L131 165H130V170H132L133 172H134V169H131V167L132 168H135L136 169V165L138 166L139 164H142L143 162H146L145 164H148V166L150 165V164H152V162H153V157L152 156H150V155H148V156H146L145 154H144V151H143V148H140V147H138L137 145H133V147H131V146H129V147ZM197 146V145H196ZM258 146V145H257ZM101 147V146H100ZM123 147V146H122ZM227 147H229V146H227ZM182 148V147H181ZM201 148V147H200ZM224 148H226V147H224ZM231 148V147H230ZM241 148V147H240ZM253 148V150H254V147H252ZM255 148H257V147H255ZM101 149V148H100ZM115 149H117L116 147H115ZM180 149V148H179ZM196 149V148H195ZM208 149V148H207ZM206 149V150H207ZM216 149V148H215ZM221 149H223V146H222V148ZM229 149V148H228ZM247 149V148H246ZM245 149V150H246ZM103 151H105L104 149H102ZM110 150V149H109ZM191 150H193V149H191ZM197 150V149H196ZM240 150V149H239ZM244 150V151H245ZM249 150H251V147H250V149ZM89 151H88V153H89ZM102 151V152H103ZM111 151V150H110ZM118 151V150H117ZM117 151H115V152H117ZM186 151V150H185ZM194 151V150H193ZM243 151V148H242V150H241V152ZM255 151V150H254ZM77 152V151H76ZM94 152V153H93ZM113 152H114V149L111 151V153L110 154H113ZM114 152V153H115ZM119 152V151H118ZM117 152V153H118ZM119 152V153H120ZM169 152H171V151H169ZM168 152V154H170ZM187 152V151H186ZM197 152H198V150H197ZM202 152V151H201ZM249 152V151H248ZM73 153H74V151H73ZM104 153V152H103ZM106 153V152H105ZM118 153V154H119ZM178 152L176 151V154H177ZM185 153V152H184ZM196 153V152H195ZM250 153V152H249ZM82 154V155H83ZM181 154V153H180ZM186 154L187 153H185V156H186ZM198 155H199V159H200V155H202V154H200V153H197ZM196 154V155H197ZM47 155V156H46ZM86 155L88 156V154L86 153ZM124 155V156H125ZM171 155H172V152H171ZM179 155V154H178ZM188 155V154H187ZM191 155V153H189V156ZM193 155V154H192ZM191 155V156H192ZM197 155V156H198ZM216 155V154H215ZM46 156V157H45ZM85 156V155H84ZM92 156V155H91ZM114 156V155H113ZM115 156H116V154H115ZM118 156V155H117ZM172 156H175V155H172ZM218 156V155H217ZM119 157H120V155H119ZM126 157V156H125ZM165 157V158H164ZM193 157V156H192ZM191 157V158H192ZM196 157V156H195ZM195 157H193V158H195ZM215 157V156H214ZM49 158V157H48ZM82 158V159H81ZM88 158V157H87ZM114 158H116V157H114ZM123 158V156H121V159ZM189 158V157H188ZM215 158H217V157H215ZM221 158V157H220ZM81 159V160H80ZM91 159V160H92ZM121 159H119V160H121ZM126 159V158H125ZM124 159V160H125ZM180 159V158H179ZM187 159V158H186ZM218 159V158H217ZM244 159V158H243ZM48 160H50V159H48ZM90 160V161H91ZM91 161V162H93L94 163V161ZM99 158H98V162H99ZM116 160V159H115ZM114 160V161H115ZM175 160H178V159H175ZM198 160V159H197ZM46 162H47V160H45ZM44 161V162H45ZM118 160H116L115 162H117ZM122 161V160H121ZM120 161V162H121ZM193 161V160H192ZM192 161H190V162H192ZM201 161V160H200ZM199 161V162H200ZM53 162V161H52ZM108 162V161H107ZM166 162H168L167 160H166ZM177 162V161H176ZM195 162H196V159H195ZM194 162V163H195ZM198 162V161H197ZM258 162V161H257ZM88 163V164H87ZM97 162L95 161V164H96ZM118 163V162H117ZM123 163V162H122ZM122 163H119V164H121L122 165ZM165 163V162H164ZM180 163V162H179ZM179 163H178V166H179ZM54 164V163H53ZM144 164V163H143ZM166 164H168V163H166ZM175 164V163H174ZM184 164V163H183ZM189 164V163H188ZM187 164V165H188ZM235 164V165H234ZM253 164V163H252ZM47 165V164H46ZM57 165H55V166H57ZM92 165V164H91ZM120 165V166H121ZM124 165V164H123ZM126 165H128V164H126L125 163V166ZM176 165V164H175ZM194 165V164H193ZM192 165V166H193ZM211 165V164H210ZM96 166V165H95ZM124 166V167H125ZM142 166V165H141ZM141 166H139V168H137V169H140V167ZM151 166V165H150ZM149 166V167H150ZM163 166V165H162ZM189 166H191V165H188L187 167H188V169L190 170V168H192V167H190L189 168ZM198 166V165H197ZM46 167H48V166H46ZM53 167V166H52ZM126 167H128V166H126ZM151 167H153V166H151ZM164 167V166H163ZM169 167V166H168ZM173 167H174V165H173ZM181 167V166H180ZM95 167H93V169H94ZM143 168V167H142ZM155 168V167H154ZM153 168V169H154ZM177 168H179V167H177ZM198 168H199V166H198ZM43 169V168H42ZM48 169V168H47ZM52 169V168H51ZM50 169V171H52ZM54 169V168H53ZM56 169H57V167H56ZM56 169H54L55 171H56ZM59 169V168H58ZM57 169V170H58ZM91 169V168H90ZM89 169V170H90ZM93 169H91V170H93ZM136 169V170H137ZM172 169H174V168H172ZM182 169V168H181ZM187 169V170H188ZM200 169V168H199ZM219 169H220V167H219ZM88 170V171H89ZM99 169H96V171H98ZM101 170V169H100ZM104 170V169H103ZM102 170V171H103ZM142 170H145V168L144 169H142ZM142 170H139L140 172L142 171ZM146 170H147V168H146ZM162 170V169H161ZM186 171V168L184 169L183 168V171ZM194 170V169H193ZM192 170V171H193ZM96 171H94V172H96ZM105 171V170H104ZM154 171V170H153ZM160 171V170H159ZM191 171V170H190ZM202 171V170H201ZM43 172V171H42ZM58 171H56V173H57ZM135 172H137V171H135ZM140 172H137L136 174L139 176V174L138 173H140ZM158 172V171H157ZM157 172H154V174L152 173V175H154L155 177H157V176H159L160 175V173H157ZM162 172H164L163 170H162ZM175 172H176V170H175ZM174 172V173H175ZM179 172V171H178ZM194 172V171H193ZM51 173V172H50ZM49 173V174H50ZM54 173V172H53ZM89 173H92V172H89ZM151 173V172H150ZM199 173H200V171H199ZM44 174V173H43ZM42 173H41V175L40 176H42L43 175ZM59 174H60V172H59ZM94 174V173H93ZM125 174V173H124ZM131 174H132V172H131ZM140 174H143L142 175V178H145V177H143L144 176V174L145 173H140ZM146 174H149V173H146ZM165 173H163V175H164ZM176 174H177V172H176ZM182 174V173H181ZM187 174H189V172L187 171ZM193 175L194 173H191L190 172V174L189 175ZM197 174V173H196ZM259 174V173H258ZM257 174V175H258ZM96 175H97V173H96ZM100 175V174H99ZM107 175V174H106ZM162 175V174H161ZM166 175V174H165ZM168 175V174H167ZM178 176L180 175V173L179 174H177ZM186 175V174H185ZM199 175V174H198ZM264 175V174H263ZM88 176H89V174H88ZM87 176V177H88ZM134 177H136L135 176V173H134V175H133ZM146 176V175H145ZM169 176V175H168ZM182 176H184V175H182ZM188 175H186V177H187ZM194 176H196L195 174H194ZM218 176V175H217ZM216 176V177H217ZM43 177V176H42ZM54 177V176H53ZM58 177V176H57ZM85 177H86V175H85ZM94 177V176H93ZM103 177V176H102ZM106 177V176H105ZM140 177V176H139ZM149 177H150V175H149ZM160 177V176H159ZM167 177V176H166ZM170 177V176H169ZM191 177V176H190ZM197 177V176H196ZM200 177H202V175L200 174L199 175V179H200ZM44 178V177H43ZM82 178H83V176H82ZM96 178H98V176L96 177ZM107 178V177H106ZM141 178V179H142ZM151 178V177H150ZM162 178V177H161ZM163 178H164V176H163ZM162 178V179H163ZM174 178H176V176L174 177ZM180 178H181V176H180ZM239 178V177H238ZM46 179V178H45ZM44 179V180H45ZM59 179V178H58ZM68 179V178H67ZM85 179V178H84ZM107 179H109V178H107ZM146 179V178H145ZM155 179V181H157L156 180V178H154ZM158 179V178H157ZM165 179V178H164ZM187 179H188V177H187ZM43 180V181H44ZM55 180V179H54ZM57 180V179H56ZM60 180V179H59ZM89 180H91L90 179V176H89ZM98 180H99V178H98ZM97 180V181H98ZM142 180H144V179H142ZM141 180V181H142ZM151 180V179H150ZM159 180V179H158ZM161 180V179H160ZM177 180V179H176ZM178 180H180V179H178ZM191 179H189V181H190ZM196 180V179H195ZM219 180V179H218ZM240 180V179H239ZM239 180H238V182H239ZM39 181V180H38ZM83 181V180H82ZM109 181V180H108ZM108 181H106V182H108ZM118 181V180H117ZM125 181V180H124ZM168 182H169V180H167ZM185 181V180H184ZM184 181H182V182H184ZM192 182H193V180H191ZM190 181V182H191ZM200 181V180H199ZM198 181V182H199ZM217 181V180H216ZM33 182H34V180H33ZM46 182V181H45ZM44 182V183H45ZM70 182V181H69ZM84 182V181H83ZM95 182V181H94ZM101 182H103V181H101ZM105 182V183H106ZM168 182H166L165 181V183H167L168 184ZM187 182V181H186ZM192 182H191V184H192ZM203 182V181H202ZM223 182V181H222ZM246 182V181H245ZM64 183V182H63ZM73 183V182H72ZM85 183V182H84ZM84 183H83V187L82 188H88L87 186H89V185H84ZM97 183V182H96ZM118 183H119V181H118ZM131 183V182H130ZM134 183V182H133ZM142 183V182H141ZM157 183V182H156ZM163 183V182H162ZM170 183V182H169ZM174 182H172V184H173ZM205 183V182H204ZM219 183V182H218ZM217 183V184H218ZM247 183V182H246ZM250 183V186L252 185V182L250 181L249 182ZM248 183V184H249ZM32 184V183H31ZM31 184L29 183V186H31ZM107 184V183H106ZM138 184V183H137ZM147 183H145L144 184V186L146 185ZM154 184V183H153ZM161 184V183H160ZM181 184V183H180ZM183 184H186V183H183ZM194 184V183H193ZM198 185H200L199 183H197ZM196 184V185H197ZM208 184V183H207ZM238 184V183H237ZM236 184V185H237ZM240 184V183H239ZM247 184V185H248ZM78 185V184H77ZM97 185V184H96ZM117 185V184H116ZM157 185V184H156ZM156 185H154V186H156ZM170 185V184H169ZM177 186H178V184H176ZM195 185V186H196ZM234 185V184H233ZM245 185V184H244ZM71 186H72V184H71ZM73 186H75V185H73ZM171 186V185H170ZM175 186V185H174ZM194 186V185H193ZM192 186V187H193ZM194 186V187H195ZM205 186V187H204ZM203 186V184H202V187H204V191H205V188H206V186L207 185H204ZM209 186V185H208ZM219 187H221L222 186V183H221V185H218ZM218 186L216 185L215 187H217L218 188ZM243 186V185H242ZM70 187V186H69ZM95 187V186H94ZM148 187V186H147ZM171 187H173V186H171ZM180 187V186H179ZM183 187V186H182ZM185 187V186H184ZM201 187V188H202ZM223 187V186H222ZM56 188V187H55ZM66 188H68V187H66ZM73 188V187H72ZM75 188H76V186H75ZM163 187H161V189H162ZM166 188V187H165ZM175 188V187H174ZM200 188V187H199ZM212 188V187H211ZM214 188V187H213ZM212 188V189H213ZM217 188H215V190H213L212 192H211V194H207V195H205V197H204V204H212V206H216L217 207V205L216 204H223V203H225V201H227L226 199H227V197H228V194H225L224 193V191H222L223 189L221 188V189H217ZM237 188V187H236ZM243 188V187H242ZM244 188H245V186H244ZM32 189V188H31ZM63 189V188H62ZM81 189V188H80ZM108 189V188H107ZM159 189V188H158ZM190 189H191V185H190ZM196 189V188H195ZM229 189V188H228ZM227 189V190H228ZM231 189V188H230ZM235 189V188H234ZM239 189H241L240 187H239ZM258 190H259V188H257ZM257 189H255V188H252V189H249L248 191H249V196H248V198L251 200V202L253 203V204H256V203H260V200H261V198H262V190H260V191H258ZM68 190H70V189H68ZM78 190V189H77ZM164 190V189H163ZM168 190V189H167ZM180 190H184V191H186L185 190V188H181ZM193 190V189H192ZM244 190H246V189H244ZM257 190V191H256ZM66 191V190H65ZM101 191V190H100ZM109 191H111V190H109ZM168 191H170V190H168ZM194 191V190H193ZM70 192V191H69ZM71 192H72V190H71ZM71 192H70V194H71ZM74 192V191H73ZM77 192V191H76ZM79 192H80V190H79ZM79 192L78 193H76L77 195H79ZM161 192V191H160ZM165 192V191H164ZM180 192V191H179ZM66 193V192H65ZM104 193H106V192H104ZM111 193V192H110ZM186 193V192H185ZM18 195H19V193H17ZM34 194V193H33ZM63 194V193H62ZM80 194H82V193H80ZM99 194H100V192H99ZM158 194H160V193H158ZM183 194V193H182ZM222 194V195H221ZM231 194V193H230ZM21 195V194H20ZM19 195V196H20ZM60 195V194H59ZM73 195V197L74 196H76L75 195V193L74 194H72ZM71 195V196H72ZM177 195V194H176ZM17 196V195H16ZM22 196V195H21ZM26 196V195H25ZM25 196H24V198H25ZM31 196V195H30ZM58 196V195H57ZM184 196V195H183ZM189 196H192L191 195V193H190V195ZM15 197V196H14ZM18 197V196H17ZM16 197V198H17ZM50 197V196H49ZM65 197V196H64ZM66 197H68V196H66ZM90 197H91V195H90ZM100 197H101V195H100ZM102 197H104V196H102ZM187 196H185V198H186ZM230 197V196H229ZM30 198V197H29ZM177 198V197H176ZM187 198H189V197H187ZM221 198H223V200L221 199ZM66 199V198H65ZM69 199V198H68ZM67 199V200H68ZM182 199V198H181ZM190 199V198H189ZM189 199H188V201H187V199H185L186 201H187V203H186V207H185V209H186V211H185V213H184V221H185V217H188V220H193L194 218H195V216L198 214V208H197V206H196V202H194L196 199L198 200V198H196L195 200H194V198H193V200L194 201H192L191 199V202L189 201ZM221 199V200H220ZM60 200V199H59ZM74 200V199H73ZM101 200V199H100ZM102 200H103V198H102ZM202 200V199H201ZM229 200V199H228ZM11 201V200H10ZM115 201V200H114ZM120 201V200H119ZM177 201V200H176ZM199 201V200H198ZM8 202H9V199H8ZM8 202H6V203H8ZM16 202V201H15ZM14 202V203H15ZM25 202V201H24ZM69 202V201H68ZM72 202V201H71ZM74 202V201H73ZM111 202V201H110ZM262 202V201H261ZM10 203V202H9ZM171 203V202H170ZM178 203H180V202H178ZM199 203H201V202H199ZM20 204V203H19ZM66 204H68L67 203V201H66ZM65 204V205H66ZM163 204V203H162ZM183 204V203H182ZM203 204V203H202ZM261 204V203H260ZM71 205H76V204H71ZM175 205V204H174ZM1 206V205H0ZM3 206H4V204H3ZM78 206H79V203H78ZM77 206V207H78ZM104 206V205H103ZM168 206V205H167ZM179 206H181V205H179ZM219 206V205H218ZM2 207V206H1ZM5 207V206H4ZM71 207H73V206H71ZM171 207V206H170ZM178 207V206H177ZM176 207V205H175V208H177ZM210 208H211V206H209ZM9 208V207H8ZM65 208H66V206H65ZM68 208V207H67ZM69 208H70V206H69ZM113 208V207H112ZM200 208V207H199ZM202 208H204V206L202 207ZM2 209V208H1ZM72 209V208H71ZM73 209H74V207H73ZM76 209V208H75ZM83 209V208H82ZM114 209V208H113ZM112 209V210H113ZM67 210V209H66ZM78 210H80V209H78ZM78 210L77 211H74V213L75 212H78ZM111 210V211H112ZM177 210H179V209H176V211ZM70 211V210H69ZM73 211V210H72ZM72 211H70V212H72ZM110 211V212H111ZM174 211V210H173ZM181 211V210H180ZM5 212V211H4ZM80 212V214L82 213L83 214V216H82V219L84 220V223H88V225H92V224H96V221H95V219L93 218L92 219V217L89 215V211H79ZM113 212V211H112ZM2 213V212H1ZM10 213V212H9ZM79 214V213H78ZM108 214H110V213H108ZM112 214V213H111ZM199 214H201L200 212H199ZM73 215H75V214H73ZM178 215H180L179 213H178ZM7 216V215H6ZM72 216V215H71ZM77 216H79V215H77ZM112 216V215H111ZM182 216V215H181ZM198 216V215H197ZM196 216V217H197ZM175 217V216H174ZM173 217V218H174ZM10 218V217H9ZM80 218H81V216H80ZM176 218V217H175ZM175 218H174V222L175 221H177V220H175ZM198 218V217H197ZM210 218V217H209ZM76 219V218H75ZM109 219V218H108ZM8 220V219H7ZM11 220V219H10ZM77 220H78V217H77ZM79 220H81V219H79ZM83 220H82V222H83ZM101 220V219H100ZM2 221V220H1ZM61 221V220H60ZM72 221V220H71ZM179 221V220H178ZM194 221V220H193ZM192 221V222H193ZM80 222V221H79ZM81 222V223H82ZM183 222V221H182ZM3 223V222H2ZM84 223H82V224H84ZM99 224V223H98ZM175 224H177V223H175ZM186 224V223H185ZM184 224V225H185ZM87 225V226H88ZM102 225V224H101ZM183 225V224H182ZM83 226H85V227H87L85 224L83 225ZM99 226V225H98ZM103 226V225H102ZM6 227V226H5ZM84 227V228H85ZM95 227V226H94ZM93 228V227H92ZM3 229H4V227L2 228H0V230H2L3 231ZM97 229V228H96ZM91 229H89V231H90ZM1 231V232H2ZM7 230H5L4 232H6ZM87 231H88V228H87ZM92 231V230H91ZM4 235H7V233H4ZM260 236V235H259ZM4 237V236H3ZM5 237H8V236H5ZM4 237V238H5ZM2 239V238H1ZM8 239V238H7ZM7 239H5V240H7ZM217 239V238H216ZM215 240V239H214ZM218 240V239H217ZM231 240V239H230ZM264 240V239H263ZM220 241V240H219ZM1 242V241H0ZM5 241H3V242H1V243H4ZM0 243V244H1ZM4 245V244H3ZM215 245V244H214ZM230 245V244H229ZM231 246V245H230ZM219 247H221V246H219ZM232 248H233V246H231ZM162 249H164V248H162ZM161 249V250H162ZM228 249H229V247H228ZM231 249V248H230ZM160 250V251H161ZM208 250V249H207ZM155 251H157V250H155ZM149 252V251H148ZM199 252V251H198ZM217 252V251H216ZM235 251L232 249V250H226V251H223V252H219L218 251V253H211V252H208V255H200L199 253H196V254H191V255H189V256H186V257H184L183 259L181 258V260H179V259H173V256L171 255V254H169V255H164V253L161 251V252H159L158 254H154V253H151V250H150V252L149 253H147L146 252V255H145V253H144V256H142V259H150V261L153 263V264H169V263H176V264H180V262H182V264H217V262L219 261V262H231V260H232V258H233V253H234ZM237 252H239V251H237ZM169 253V252H168ZM236 253V252H235ZM242 253V255L240 254V255H238V258H235V259H238L239 261H236V262H240V264H264V260L262 259V260H258V261H254V259L249 255V254H247V252L246 253H243V252H241ZM48 253H46L45 255H47ZM44 255V256H45ZM52 255V254H51ZM175 255V254H174ZM47 257V256H46ZM54 257V256H53ZM62 257V256H61ZM48 258H49V256H48ZM48 258H46V259H48ZM36 259H37V257H36ZM45 259V260H46ZM52 259V258H51ZM50 259V260H51ZM140 259V258H139ZM37 260H40L39 258L37 259ZM49 260V259H48ZM81 260V259H80ZM150 261L148 262V263H150ZM50 262V261H49ZM53 262V261H52ZM51 262V263H52ZM77 262H79V264H81V262L78 260ZM142 262H143V260H142ZM234 262V261H233ZM72 263V262H71ZM225 264V263H224Z\"/></svg>", "mask_w": 264, "mask_h": 264}]
</instances>
